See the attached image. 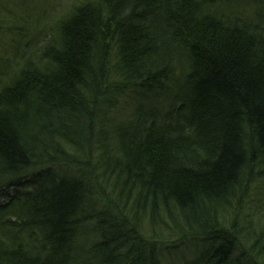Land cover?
<instances>
[{"label":"trees","instance_id":"16d2710c","mask_svg":"<svg viewBox=\"0 0 264 264\" xmlns=\"http://www.w3.org/2000/svg\"><path fill=\"white\" fill-rule=\"evenodd\" d=\"M168 260L264 264V0H0V264Z\"/></svg>","mask_w":264,"mask_h":264},{"label":"bare ground","instance_id":"6f19581e","mask_svg":"<svg viewBox=\"0 0 264 264\" xmlns=\"http://www.w3.org/2000/svg\"><path fill=\"white\" fill-rule=\"evenodd\" d=\"M192 243L190 241H186L183 243L182 246V252L184 255H189L191 252V250H194L193 246L191 245ZM200 244V243H198ZM201 246V245H200ZM200 250L197 248L196 252H199Z\"/></svg>","mask_w":264,"mask_h":264},{"label":"rangeland","instance_id":"374dc122","mask_svg":"<svg viewBox=\"0 0 264 264\" xmlns=\"http://www.w3.org/2000/svg\"><path fill=\"white\" fill-rule=\"evenodd\" d=\"M64 4H65V2H61V5H63L64 6ZM167 263H169V264H179L180 262H178L177 260H173V261H167Z\"/></svg>","mask_w":264,"mask_h":264}]
</instances>
